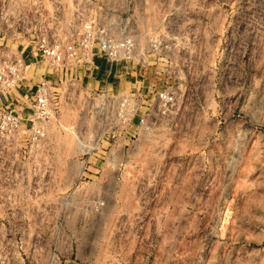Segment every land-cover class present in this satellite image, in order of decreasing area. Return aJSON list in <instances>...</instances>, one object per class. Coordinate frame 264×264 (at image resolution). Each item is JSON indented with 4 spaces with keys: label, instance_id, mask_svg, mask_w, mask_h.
Listing matches in <instances>:
<instances>
[{
    "label": "rangeland",
    "instance_id": "rangeland-1",
    "mask_svg": "<svg viewBox=\"0 0 264 264\" xmlns=\"http://www.w3.org/2000/svg\"><path fill=\"white\" fill-rule=\"evenodd\" d=\"M90 17L131 36L143 59L113 87L138 89L139 110L172 90V124L134 119L83 151L76 93L103 72L32 59L25 83L65 86L58 110L37 118L38 141L14 92L21 123L0 134V264H264V0H0V43L18 53L40 34L70 39Z\"/></svg>",
    "mask_w": 264,
    "mask_h": 264
},
{
    "label": "built area",
    "instance_id": "built-area-1",
    "mask_svg": "<svg viewBox=\"0 0 264 264\" xmlns=\"http://www.w3.org/2000/svg\"><path fill=\"white\" fill-rule=\"evenodd\" d=\"M27 45V48L23 47L15 53L7 52L0 43V134L13 132L21 123V116L10 107L12 101H18L12 93L20 87L21 97L35 113L34 117H26L33 141L44 139L43 123L60 106L58 92L65 86L61 85L60 79L55 82L43 75L31 85L23 81L26 67L35 58L46 61L51 68L65 75L77 71L91 74H97L98 70L103 72V85L88 92L84 89L81 95L79 88L76 93V97L80 98L81 114L76 125L71 128L83 151H89L101 141L121 134V129L134 119L146 131L171 126L176 110L172 90L157 91L154 101L139 110L138 89L120 93L113 87L117 69L127 73L128 65H141L143 61L134 39L126 33L115 34L109 24L96 22L90 17L83 21L75 37L58 39L40 34L35 36L31 44L27 41ZM37 118L43 123H38ZM89 141H93V145H89Z\"/></svg>",
    "mask_w": 264,
    "mask_h": 264
},
{
    "label": "crops",
    "instance_id": "crops-1",
    "mask_svg": "<svg viewBox=\"0 0 264 264\" xmlns=\"http://www.w3.org/2000/svg\"><path fill=\"white\" fill-rule=\"evenodd\" d=\"M120 73H122V72H120ZM120 73L117 71V72L115 73V76L120 75ZM16 90H17V92L20 90V93L22 94L21 89H19V90L16 89ZM16 90L13 91V93H12L13 95L15 94L14 92H16ZM18 93H19V92H18ZM18 93H17V95H18ZM20 93H19V96H20ZM15 95H16V94H15ZM15 95H14V96H15ZM15 97H16V96H15ZM52 186H53V185H52ZM54 186H59V187H60L61 185H59V183H55Z\"/></svg>",
    "mask_w": 264,
    "mask_h": 264
}]
</instances>
